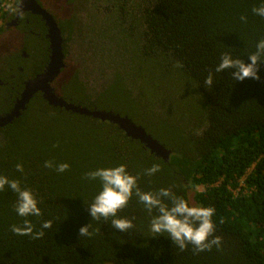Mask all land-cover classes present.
<instances>
[{"label":"trees","instance_id":"obj_1","mask_svg":"<svg viewBox=\"0 0 264 264\" xmlns=\"http://www.w3.org/2000/svg\"><path fill=\"white\" fill-rule=\"evenodd\" d=\"M259 3L154 0L139 13L142 30L131 65L124 62L122 68L117 62L114 70L109 64L113 79L106 91L89 100L78 73L64 86L67 102L113 111L142 125L171 150L169 162L118 126L51 106L42 93L20 118L0 128V175L32 189L42 212L40 217H20L16 194L7 188L0 192V264H264V65L259 81H234L233 70H226L216 74L212 88L204 83L223 53L250 63L248 54L264 37V19L251 12ZM241 16L248 17L247 23ZM41 42L44 50L34 52L35 40L27 39L28 60L19 45H0V117L14 108L25 83L45 71L49 43ZM137 88L141 94L135 96ZM49 160L70 168L58 173L44 167ZM17 164L24 173L16 171ZM120 164L139 176L145 192L171 188L189 201L191 189L204 188L194 200L215 208L221 246L197 254L189 245L181 252L166 233L150 231L152 216L135 196L118 214L133 222L127 232L112 228L111 218L93 220L88 205L101 183L84 180V174ZM154 164L161 171L144 175ZM25 219L36 231L43 230L44 237L34 240L11 231ZM48 220L52 228L41 229ZM89 224L93 235L81 236L80 228Z\"/></svg>","mask_w":264,"mask_h":264},{"label":"clouds","instance_id":"obj_2","mask_svg":"<svg viewBox=\"0 0 264 264\" xmlns=\"http://www.w3.org/2000/svg\"><path fill=\"white\" fill-rule=\"evenodd\" d=\"M251 12L255 16L264 19V0H260L258 6H253ZM240 21L247 23L248 17L241 16ZM248 61L241 58H234L230 53H223L219 64L208 71L204 81L207 88H212L215 84L216 74L224 73L226 70L232 71V80L243 82L246 79L261 80L259 72L261 65H264V37L260 38L255 45V51L248 54ZM45 168L54 169L58 173L69 170L67 163L56 164L49 160L44 164ZM16 171L24 173L22 164L16 165ZM159 164H154L145 170L144 175L149 177L160 172ZM84 180L101 183V190L95 196L93 202L88 205V211L93 220L111 218V227L121 232H127L134 227L133 222L126 218H118L121 210L126 208L135 196L144 205L146 212L152 216L150 231L157 236L167 234L174 245L181 252L186 251L192 245L194 253L211 251L213 246L219 248L222 244V237L215 235L216 225L213 221L215 215L214 207H203L190 205L189 201L181 196H177L171 188H160L155 192L142 191L139 186V176L130 174L127 165L120 164L111 168H99L88 171L84 174ZM10 189L16 194L17 200L15 211L20 217L42 215L38 206L41 201L32 189L22 186L20 180L9 179L0 175V192ZM156 213L153 215V213ZM52 228V221H43L41 229ZM90 224L80 228V235L91 237L93 233L89 231ZM11 231L19 236H31L32 239L44 237L43 230L36 231L32 222L28 219L22 225H13Z\"/></svg>","mask_w":264,"mask_h":264},{"label":"flooded vegetation","instance_id":"obj_3","mask_svg":"<svg viewBox=\"0 0 264 264\" xmlns=\"http://www.w3.org/2000/svg\"><path fill=\"white\" fill-rule=\"evenodd\" d=\"M36 1L41 6L42 9H44L46 12L49 13V15L52 16L53 20L56 22L57 26L61 30V35L64 40L63 52L67 51L68 53V58H66V55L64 53L65 66L62 69L60 76L52 84L53 88L65 99V96L63 94V88L70 81V79L73 78L74 75L78 73V77L80 81L82 82L83 86L87 88L88 91L87 95L89 97V100L91 101L96 100L97 95H100L101 93L104 92V91L99 92L97 93V95H94L96 89L103 87L104 84L103 78L101 76H97L96 74H94V72H93V79L89 78L88 77L89 72L87 71L88 69L85 68L83 71L82 69H80L79 65L77 64L78 62L77 58L79 56H80L79 59L82 58L83 55L82 50L84 51L88 50L87 48L88 44H84L85 46L81 47V43L83 44V39H80L79 41V37H78L79 36L78 30L82 31V29H84L82 23L83 24L87 23V21H84L82 17L81 9H83V7H81V4L77 0H36ZM19 4L20 1L18 5H16V0H14L13 3L8 7V9L4 11V12H9L6 20H3L2 18L4 12L0 16V28L3 27V33L0 34V45L10 47L13 46L16 40H20L15 44L19 45L18 51L21 50L20 51L21 56L26 57V59L28 60L30 57L27 54V51L25 50L27 46L26 44L27 39L33 38L35 40L36 49L34 52L44 50L45 46L43 45L44 43L41 42V40L46 39L49 43V40L47 38V35L49 33V28L47 27L46 21L43 19L41 15L34 14L30 10L20 14ZM116 28L117 27H115L114 25H111L110 28L108 26L96 27L95 25L89 23L88 26L86 27V32L89 35L92 33H94L95 35L99 33L102 34L103 31H106L109 34L115 31L116 32L118 31V33L121 32L120 28L119 29ZM79 44H80V49H79ZM49 51H50V43H49ZM90 53H92V50H90ZM73 64L75 65V67ZM19 70L22 71L23 69L19 68ZM12 78H14V76ZM6 85H8V83H6ZM93 110H98V109L95 108ZM98 111H105V110H98Z\"/></svg>","mask_w":264,"mask_h":264},{"label":"rangeland","instance_id":"obj_4","mask_svg":"<svg viewBox=\"0 0 264 264\" xmlns=\"http://www.w3.org/2000/svg\"><path fill=\"white\" fill-rule=\"evenodd\" d=\"M81 4L82 17L87 23L92 25L109 28L111 25L121 29L118 33H107L103 31L102 34H88L86 32L87 23H82V31L78 30V37L83 39V44H88L87 48H92V52L95 55V59L92 58V54L89 51H83L82 58L78 59L77 64L80 69H88V77L93 79V72L97 76H101L104 80L103 87L96 89L94 95L99 92L107 90L110 86L111 79H113L112 70L109 69V64H112V68L116 70L117 62L122 68L124 64L131 65V59L133 58V51H135V45L137 42V36L141 32V26L139 21L140 14L146 7L153 5L154 0H77ZM141 12V13H140ZM140 13V14H139ZM84 31V32H83ZM131 32L133 38H129L127 32ZM77 35V34H76ZM80 43V42H78ZM80 49V44H79ZM93 59V60H92ZM125 60V61H124ZM80 62V63H79ZM125 62V63H124ZM74 65V64H73ZM95 65V66H94ZM75 67V65H74ZM107 77V78H106ZM141 94L139 88L135 92V96ZM134 98V97H133ZM140 101V98H136ZM143 99L141 98V101ZM150 111V107L148 106ZM142 126V125H141ZM204 188L200 187L197 190L191 189L189 191V201L191 205H196L194 195L196 191H203Z\"/></svg>","mask_w":264,"mask_h":264},{"label":"water","instance_id":"obj_5","mask_svg":"<svg viewBox=\"0 0 264 264\" xmlns=\"http://www.w3.org/2000/svg\"><path fill=\"white\" fill-rule=\"evenodd\" d=\"M19 8L20 14L30 10L34 14L41 15L46 21L47 27L49 28L47 38L50 43V61L42 74L37 75L34 79L25 83V89L20 98L17 99L14 108L6 115L0 117V128L8 126L20 118L34 96L42 93L43 98L51 106L118 126L127 137L140 141L157 158L169 162L172 154L171 150L167 149L164 144L148 134L142 126L136 125L129 117L115 114L112 111L89 110L85 107L69 103L55 91L52 84L60 76L65 66L63 52L64 40L61 35V30L52 16L42 9L36 0H20Z\"/></svg>","mask_w":264,"mask_h":264},{"label":"built area","instance_id":"obj_6","mask_svg":"<svg viewBox=\"0 0 264 264\" xmlns=\"http://www.w3.org/2000/svg\"><path fill=\"white\" fill-rule=\"evenodd\" d=\"M14 0H5L4 3L0 6V16L2 12L6 11L8 7L13 3Z\"/></svg>","mask_w":264,"mask_h":264}]
</instances>
